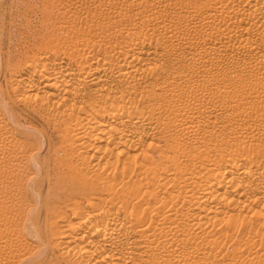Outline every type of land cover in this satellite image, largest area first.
<instances>
[{
	"label": "bare ground",
	"instance_id": "6f19581e",
	"mask_svg": "<svg viewBox=\"0 0 264 264\" xmlns=\"http://www.w3.org/2000/svg\"><path fill=\"white\" fill-rule=\"evenodd\" d=\"M34 1L0 0V23ZM80 1L95 24L78 29L90 48L76 64L0 48V264H264V0ZM132 29L112 65L91 58ZM35 111L70 120L114 201L32 213L4 191L29 145L12 129Z\"/></svg>",
	"mask_w": 264,
	"mask_h": 264
},
{
	"label": "rangeland",
	"instance_id": "374dc122",
	"mask_svg": "<svg viewBox=\"0 0 264 264\" xmlns=\"http://www.w3.org/2000/svg\"><path fill=\"white\" fill-rule=\"evenodd\" d=\"M85 10L91 13L92 7L80 0H36L34 10L26 16L8 15L6 21L0 23L1 33L6 34L4 38L0 34V40H2L0 48L8 47L11 50H18L26 47L34 50V56L40 55L47 62L63 57L74 65L81 60L75 54L80 44L84 45L82 48H85V51L90 48L87 39L78 33L79 27L83 24H95L94 21L79 20V16ZM96 34L94 31L92 35ZM136 34L137 30L133 29L126 34H121V37L108 32L107 38L110 43L104 48L90 50L91 58L95 59L100 53L105 52L107 54L105 62L112 65L115 61L113 56L121 49L123 42ZM113 104L115 100L110 96L98 103L93 102L92 108L107 107ZM89 108L90 104L87 102L83 106H77L74 111L81 115ZM15 109L24 111L26 107L19 104ZM69 122L70 120L64 117L35 111L34 121L30 123L32 125L24 124L22 128L16 129L20 132L12 129L19 139L28 140L29 145L24 144L19 150L23 152L22 156L15 157L16 159L24 158V161L18 164L21 178L10 184L6 181L8 184L5 185L4 191L20 196L26 204V209L28 206L32 209V213H34V208L43 211L45 207L52 204L62 209L71 208L78 201L88 198L94 201L105 200L110 203L118 196V192H112L110 188L113 180L107 184L101 176L94 177L92 171H89V166L82 164L78 142L67 136ZM30 128H34V131L29 132ZM262 147L264 144L258 148ZM252 158L254 162L264 167V151ZM84 179L87 180L86 184H84ZM37 214L38 211L35 212L36 216ZM36 245L40 247L41 242L39 241ZM30 248L34 247L30 244ZM42 252L49 253L44 247L38 254Z\"/></svg>",
	"mask_w": 264,
	"mask_h": 264
}]
</instances>
